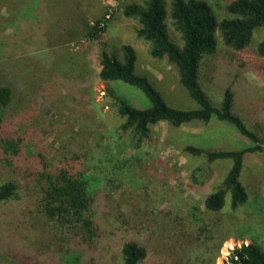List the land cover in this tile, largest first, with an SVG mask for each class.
<instances>
[{
	"label": "rangeland",
	"instance_id": "obj_1",
	"mask_svg": "<svg viewBox=\"0 0 264 264\" xmlns=\"http://www.w3.org/2000/svg\"><path fill=\"white\" fill-rule=\"evenodd\" d=\"M73 1L76 3L73 7H81L71 18L64 15L54 18L52 12L60 11L49 9L47 0L44 2L48 16L42 19L41 29L47 35L50 30L48 36L52 40L46 41V53L23 50L15 57L4 59L2 56L7 53L3 47L0 50V66L9 73L21 107L28 110L29 125L36 130L33 137L38 144L57 157L71 156L73 149L100 153L108 149L115 137L113 131L123 121L111 104L108 91L115 87L130 103L142 97V105L149 104L140 89L121 81L110 84L98 76L100 50H119L126 43L136 50V71L146 74L170 105L183 109L199 107L180 83L177 66L166 57H152L149 43L137 35L138 21L123 14L122 5L133 0ZM208 1L217 13L225 14L224 6L229 0ZM57 3L62 1L51 6ZM110 9L114 18L106 32L96 39L85 38L80 32L83 19L94 20ZM7 13L5 7L0 9L1 16L6 17ZM13 23L11 19L3 21L0 33H11L15 41L30 44L28 37L18 34ZM55 23L57 26H53ZM169 31L182 44L180 33L170 22ZM263 34L264 27L257 28L252 41L242 51L228 47L219 38L218 50L203 58L198 77L217 106L221 105L224 88L231 87L235 108L262 138L264 57L256 49ZM187 144L224 149L251 145V142L231 125L216 120L193 121L180 127L167 121L151 125L139 151L127 148L129 154L138 156V167L124 171L128 174L124 179L112 176L103 183L105 217L119 230L120 237L112 245L111 241L109 245L100 244L104 257L99 264H123L121 242L131 239L146 248L145 257L137 264L222 262L231 248L242 243H256L264 251V148L246 157L241 181L248 192L247 201L232 209L228 192L226 206L215 212L206 209L204 200L219 186L230 163L227 160L207 163L205 157L184 151ZM195 168L202 173L201 182L192 178ZM5 179L7 171L0 168V183ZM15 181L19 182L17 178ZM25 207L20 197L0 203V249L40 254L47 263L61 264L66 245L53 239L48 241L32 223ZM21 211L22 220L12 218L8 222L11 214L18 215Z\"/></svg>",
	"mask_w": 264,
	"mask_h": 264
},
{
	"label": "trees",
	"instance_id": "obj_2",
	"mask_svg": "<svg viewBox=\"0 0 264 264\" xmlns=\"http://www.w3.org/2000/svg\"><path fill=\"white\" fill-rule=\"evenodd\" d=\"M55 1L58 0H47L49 9L60 11L52 12L54 18L56 15L71 18L81 7H73L76 4L73 0H61L62 3L51 6ZM44 2L46 0H0V9L8 10L6 17L0 14V25L3 21L14 20L13 27L17 26L18 34L30 40V44L24 40L15 41L14 35L1 31L0 50L3 47L7 53L2 56L4 59L15 57L23 50L45 52L46 41L49 43L51 39L48 36L50 30L47 35L41 29L42 19L48 16ZM224 7L225 14H220L208 0H133L122 5L123 14L140 24L137 35L149 43L150 55L166 57L177 66L180 83L199 107L183 109L170 105L148 76L136 71L137 53L131 44H122L119 50L101 49L99 78L110 84L121 81L140 89L149 104L142 105V97L130 103L126 95L112 87L108 95L123 121L113 131L115 137L108 149L100 153L73 149V155L57 157L38 144L33 137L36 130L29 125L28 110L21 107L9 73L0 66V168L7 171V179L0 183V203L22 198L32 223L48 237V241L53 239L66 245L61 264H99L104 257L100 244L109 245L111 241L112 245L120 237L119 230L105 217L103 183L112 176L117 180L124 179L128 175L124 171L138 167V156L129 154L127 148L139 151L149 136L151 125L158 122L167 121L180 127L193 121L216 120L231 125L247 137L251 145L224 149H206L195 144L184 147V151L192 156L205 157L207 163L217 160L230 163L219 186L205 197L207 210H222L228 192L232 209L247 201L248 192L241 175L247 155L263 149L264 138L235 108V93L231 87L224 88L221 105L217 106L199 79L202 60L216 53L219 38L228 47L242 51L252 41L255 30L264 27V0H229ZM106 14L107 11L94 20L83 19L84 27L80 32L85 38L96 39L106 32L114 18L112 12L109 17ZM169 22L180 33L182 44L171 37ZM256 52L264 57V34L257 43ZM261 108L264 109V103ZM201 176L200 169L195 168L192 178L201 182ZM22 211L18 215L11 214L8 222L12 218L22 220ZM8 250L0 249V264H50L40 254ZM120 250L123 264H137L146 255V248L135 239L123 240ZM211 264H264V251L256 243H242L231 248L224 261L213 260Z\"/></svg>",
	"mask_w": 264,
	"mask_h": 264
},
{
	"label": "built area",
	"instance_id": "obj_3",
	"mask_svg": "<svg viewBox=\"0 0 264 264\" xmlns=\"http://www.w3.org/2000/svg\"><path fill=\"white\" fill-rule=\"evenodd\" d=\"M112 10L110 9V11H107L106 17H109L111 15Z\"/></svg>",
	"mask_w": 264,
	"mask_h": 264
}]
</instances>
